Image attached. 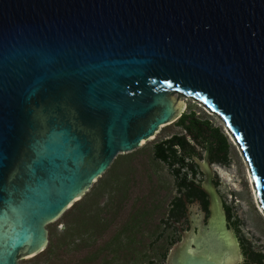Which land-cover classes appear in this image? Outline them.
<instances>
[{
	"label": "water",
	"instance_id": "water-1",
	"mask_svg": "<svg viewBox=\"0 0 264 264\" xmlns=\"http://www.w3.org/2000/svg\"><path fill=\"white\" fill-rule=\"evenodd\" d=\"M189 99L242 150L264 213V0H0V264L43 252L48 226ZM184 124L204 179L165 264H264L214 182L226 142Z\"/></svg>",
	"mask_w": 264,
	"mask_h": 264
},
{
	"label": "trees",
	"instance_id": "trees-1",
	"mask_svg": "<svg viewBox=\"0 0 264 264\" xmlns=\"http://www.w3.org/2000/svg\"><path fill=\"white\" fill-rule=\"evenodd\" d=\"M187 117L204 122L223 137L226 152L212 162L229 165L231 143L222 127L214 126L205 113L197 114L190 108L172 124L179 132L154 142L149 149L143 146L118 155L91 190L48 226L47 248L23 264L166 261L171 245L181 237L175 235L177 223L187 220V205L198 201L202 191L204 174L193 157L202 159L204 149L185 127ZM165 167L171 180L164 176ZM215 185L218 187L219 182ZM224 206L240 224L234 208L226 201ZM61 223L64 228L59 231Z\"/></svg>",
	"mask_w": 264,
	"mask_h": 264
},
{
	"label": "rangeland",
	"instance_id": "rangeland-1",
	"mask_svg": "<svg viewBox=\"0 0 264 264\" xmlns=\"http://www.w3.org/2000/svg\"><path fill=\"white\" fill-rule=\"evenodd\" d=\"M187 103V110L193 108L197 111V114H206L211 119V122L214 126H221L224 133L228 136V139L231 143V150H230V164L223 165V164H216L217 171L219 173L218 180H219V191L227 204L231 205L234 208V211L237 214V217L240 219L241 223L240 226L242 228L243 233L247 237V239L254 244L260 252L264 253V213L260 210V204L256 200V193L253 189L251 181L248 175V166L246 159L243 155V152L231 138V136L227 133L225 126L222 120L215 114H212L202 106L200 103L195 102L193 100H186ZM186 110V111H187ZM180 129L173 125L170 128H163L162 131L157 135V137L149 141L144 146L146 148L152 147L154 142H157L161 139L167 138L172 133L179 132ZM128 154V153H127ZM164 176L170 178L168 168H164L163 170ZM204 179V177H203ZM171 180V178H170ZM254 190V191H253ZM176 194V190L173 191L172 196ZM198 201L193 203H189L187 205V209L189 211L190 217H193V208ZM170 203L168 202V205ZM170 206V205H169ZM189 222L188 219L184 220L180 223H177V226H181L185 229L188 226ZM64 228V224L58 225V230L61 231ZM170 229H172L170 227ZM175 235H181L179 232L175 233ZM181 237L178 241H180ZM177 241V242H178ZM176 242V243H177ZM175 243V244H176ZM174 244V245H175ZM173 246L171 245V248ZM170 248V249H171ZM170 251V250H169ZM162 264H165L163 261Z\"/></svg>",
	"mask_w": 264,
	"mask_h": 264
},
{
	"label": "flooded vegetation",
	"instance_id": "flooded-vegetation-1",
	"mask_svg": "<svg viewBox=\"0 0 264 264\" xmlns=\"http://www.w3.org/2000/svg\"><path fill=\"white\" fill-rule=\"evenodd\" d=\"M215 163H217V164H221V163H219V162H215ZM214 182H219V180H218V175L217 174H215V177H214ZM186 216H187V219H188V222H189V224H188V226H186L185 227V229L184 228H182L181 226H178V232L181 234V232L182 231H184V230H191V228H192V221H191V217H190V214H189V211H188V209H187V211H186Z\"/></svg>",
	"mask_w": 264,
	"mask_h": 264
},
{
	"label": "bare ground",
	"instance_id": "bare-ground-1",
	"mask_svg": "<svg viewBox=\"0 0 264 264\" xmlns=\"http://www.w3.org/2000/svg\"><path fill=\"white\" fill-rule=\"evenodd\" d=\"M228 132V131H227ZM229 134V133H228ZM230 135V134H229ZM232 138V137H231ZM233 139V138H232ZM234 140V139H233ZM235 142V141H234ZM236 143V142H235ZM242 151V150H241ZM247 166H248V164H247ZM247 172H248V175H249V179H250V181H251V184H252V186H253V183H252V179H251V175H250V172H249V168H248V170H247ZM253 189H254V187H253ZM254 191V190H253ZM255 192V191H254ZM256 196V195H255ZM256 198V200H257V202L259 203V201H258V199H257V196L255 197ZM260 210H261V212L263 213V211H262V209H261V207H260Z\"/></svg>",
	"mask_w": 264,
	"mask_h": 264
}]
</instances>
